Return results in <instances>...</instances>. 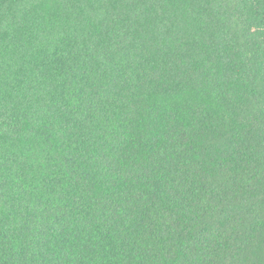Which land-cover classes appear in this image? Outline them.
I'll list each match as a JSON object with an SVG mask.
<instances>
[{
	"label": "trees",
	"instance_id": "16d2710c",
	"mask_svg": "<svg viewBox=\"0 0 264 264\" xmlns=\"http://www.w3.org/2000/svg\"><path fill=\"white\" fill-rule=\"evenodd\" d=\"M0 264H264V0H0Z\"/></svg>",
	"mask_w": 264,
	"mask_h": 264
}]
</instances>
